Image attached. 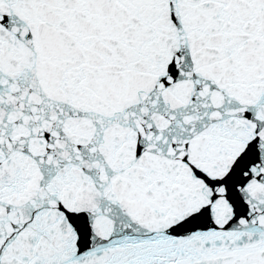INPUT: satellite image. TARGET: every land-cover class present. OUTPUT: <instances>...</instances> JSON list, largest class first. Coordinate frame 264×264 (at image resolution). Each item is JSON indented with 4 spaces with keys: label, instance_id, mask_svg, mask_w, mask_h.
<instances>
[{
    "label": "snow or ice",
    "instance_id": "obj_1",
    "mask_svg": "<svg viewBox=\"0 0 264 264\" xmlns=\"http://www.w3.org/2000/svg\"><path fill=\"white\" fill-rule=\"evenodd\" d=\"M0 264H264V0H0Z\"/></svg>",
    "mask_w": 264,
    "mask_h": 264
}]
</instances>
